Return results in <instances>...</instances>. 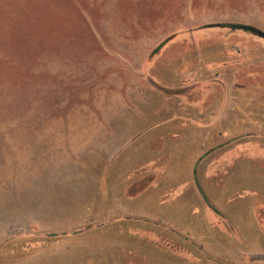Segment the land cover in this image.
I'll return each instance as SVG.
<instances>
[{
  "label": "rangeland",
  "instance_id": "1",
  "mask_svg": "<svg viewBox=\"0 0 264 264\" xmlns=\"http://www.w3.org/2000/svg\"><path fill=\"white\" fill-rule=\"evenodd\" d=\"M221 1L0 0V264H264V98L246 102L264 96V38H222ZM220 46L244 59L219 88L236 152L202 161L181 96L219 74Z\"/></svg>",
  "mask_w": 264,
  "mask_h": 264
},
{
  "label": "crops",
  "instance_id": "2",
  "mask_svg": "<svg viewBox=\"0 0 264 264\" xmlns=\"http://www.w3.org/2000/svg\"><path fill=\"white\" fill-rule=\"evenodd\" d=\"M219 6L230 8L228 10V14H229L228 17L222 20L219 19L214 24V25H218L217 28L220 31L219 35H222V38H225V36H227V38L229 39L236 38L237 36H245L242 34L243 30H240L241 33H238L239 30L237 29L233 30L225 26H229V25L247 26L249 23L244 22L243 19H241V17H239L238 14L241 11L244 12V10H247L248 6H251L250 2L248 0H233V1L222 0ZM221 29H223L224 31L222 32ZM217 35H218L217 32H215L214 40L216 45H217L216 41L218 40L217 38H220L217 37ZM197 38L198 39L201 38L200 32H197ZM219 43H221L220 40ZM246 51L247 50L242 51V54L246 55ZM248 51H249L248 54L249 53L251 54V52H253L254 50L250 49ZM235 52L238 55L240 54L239 50L235 49L234 47L222 48L220 46L217 49H214L213 54L220 57V59L218 58L214 60L213 63L215 64L212 65H214L213 70L219 71V74L217 76H215L216 75L215 74L213 78L209 77L212 78V81L211 82L209 81L210 85L206 84L205 86H203L201 93L197 91L195 96L192 98H190L189 96H186V98L185 96H181L183 98L182 102L184 103L185 106L182 110L183 111L182 130L185 131L184 133H182V137L185 134L186 135L188 134L186 130H198L200 136L198 142H195L196 144L195 150L191 149L193 147L191 141H190L191 143L190 142L186 143L187 146L183 144V148L185 149L186 152L190 154H193L194 151L197 152L202 151V155H200L201 157L197 156L196 158L197 160L201 158L202 161L203 160L207 161L208 157L214 155L215 153L220 152L221 150L228 151V158L229 160H231V157L233 155V154L231 155V153L236 152V146L233 140H235L236 137L238 136L237 127L235 126L237 124L236 121L237 99L233 95L223 94L219 90V88H221L222 85L221 83L225 75L221 72L223 70H227L230 72L232 71L237 72L238 68L235 66V63L242 62L244 60V59L238 60V58L234 56ZM256 53L258 54V56L256 55V57L254 58L253 56H249V62L252 64H258L261 70L262 67L264 66V48H262V50H259ZM196 54H197V58L200 60L197 63L198 66L202 62V58H201L202 50L201 48H199V46L196 48ZM242 54L239 57H241ZM215 65H218V67ZM252 67L253 66H250L249 68ZM141 70H144V68H141ZM249 86H252V84H249ZM191 87H195V85ZM263 98H264L263 95H259L257 96V98L251 99L250 101L246 100V102H250L251 104L254 102L260 103L262 102ZM248 110L249 109L245 110L246 123L248 122L251 124L254 118H262L257 115L254 118L249 116ZM177 134H181V131L180 132L175 131V133L171 132L170 135L172 136L173 139H175L177 137ZM176 142H178V140H176ZM190 159L191 156L188 155L186 157V163H184V166L186 168L195 166L194 162L191 163L190 166L189 163ZM212 165L216 166L214 163ZM185 175L186 177L189 175L187 169ZM191 177L194 176L191 175ZM183 181H188V178L184 179ZM157 205L162 206L164 205V203L160 202Z\"/></svg>",
  "mask_w": 264,
  "mask_h": 264
},
{
  "label": "trees",
  "instance_id": "3",
  "mask_svg": "<svg viewBox=\"0 0 264 264\" xmlns=\"http://www.w3.org/2000/svg\"><path fill=\"white\" fill-rule=\"evenodd\" d=\"M225 27H228L230 29H237V30H243L245 32H249V33H252L256 36H259V37H262L264 38V34H262L261 32L257 31L256 29L252 28V27H249V26H236V25H229V26H225ZM252 29V30H251ZM193 175H194V179H195V182H198V180L196 179V174L193 172ZM250 211H252L251 213H253V206H251L250 208Z\"/></svg>",
  "mask_w": 264,
  "mask_h": 264
},
{
  "label": "water",
  "instance_id": "4",
  "mask_svg": "<svg viewBox=\"0 0 264 264\" xmlns=\"http://www.w3.org/2000/svg\"><path fill=\"white\" fill-rule=\"evenodd\" d=\"M252 30V29H251Z\"/></svg>",
  "mask_w": 264,
  "mask_h": 264
}]
</instances>
